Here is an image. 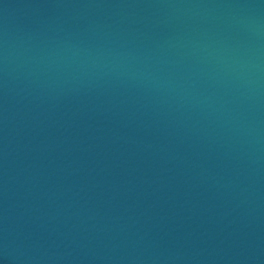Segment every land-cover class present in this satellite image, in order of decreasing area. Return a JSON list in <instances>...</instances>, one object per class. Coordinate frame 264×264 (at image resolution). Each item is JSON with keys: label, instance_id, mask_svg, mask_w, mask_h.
Listing matches in <instances>:
<instances>
[{"label": "water", "instance_id": "1", "mask_svg": "<svg viewBox=\"0 0 264 264\" xmlns=\"http://www.w3.org/2000/svg\"><path fill=\"white\" fill-rule=\"evenodd\" d=\"M0 264H264V0H0Z\"/></svg>", "mask_w": 264, "mask_h": 264}]
</instances>
